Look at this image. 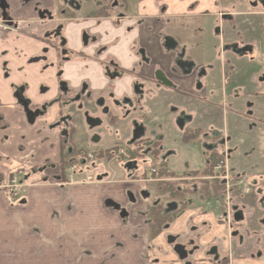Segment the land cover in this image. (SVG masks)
<instances>
[{"label":"rangeland","instance_id":"rangeland-1","mask_svg":"<svg viewBox=\"0 0 264 264\" xmlns=\"http://www.w3.org/2000/svg\"><path fill=\"white\" fill-rule=\"evenodd\" d=\"M1 1H5L0 5L1 31L25 35L29 39L43 38L45 32L41 35L37 34L38 27L33 24L34 22H23L24 26L21 29L19 25L13 23L18 30L9 29L6 23L9 24V18L18 13L21 0ZM72 1L80 5L75 10V22L71 25L76 28L78 34H81V26L86 25L89 27L90 25V23L83 21L84 17L98 8L104 0ZM137 2V0H134L131 11H127V15L130 16L133 23L132 19L140 24V37H138L140 45L144 46L147 52L150 53L154 68L160 67L169 70L172 81L188 95L180 96L174 93L173 90L166 89V92L170 94L168 101L163 98L158 99L160 94H158V90L155 88L157 85H155L153 93L155 99L149 97L146 100L145 97V104L149 108H153L157 105L155 103L157 101L160 103L158 109L153 108L149 113L146 112V109H143L137 116L128 115L126 119L130 122L134 120L143 121L148 135L146 141L153 142L157 139L163 141L164 153L167 154L169 168L177 173L186 169L203 167L207 160V147L212 144L210 139L205 138L201 140L183 139L184 128L179 126L176 119L183 112L189 115L195 113L196 118L193 122L187 123L185 127L196 128L199 124L203 127V133L218 134L221 138H228L227 145L239 153V155H231V170L237 173H247L249 179L252 180L251 184L257 186L258 183L254 179V177H257L255 174L264 171V121L262 119L264 118V79L255 77L257 72L264 71V4L257 0H227V5L223 6L222 9H230L235 14H231L226 18L219 16L217 13L210 16L203 15L202 26L197 28L199 36H196L193 42L186 39L187 36L191 37L193 27H188L190 30L188 32L185 29L187 26L183 20L171 19L169 24L171 35H181L185 39L182 46L189 53H193L192 55L196 60L193 72L180 75L173 72L172 54L165 52L161 47V26L156 25L153 31H146V26L153 24L155 18L142 15ZM62 9L60 7L56 10V14L64 19L68 17V14H62L64 11ZM173 11L174 7L170 6L166 13H172ZM45 14L48 15V13ZM39 19L41 20V17ZM47 23L51 22L48 19L42 22V24ZM37 24L39 23L37 22ZM10 26H12V23ZM134 35L135 33L127 34L125 40L130 41ZM51 36L49 38H52ZM80 40L82 42V36ZM248 40L253 41L255 48L241 59L237 58L235 60L236 64H232V61L229 62V65L237 66V71L230 75L228 83L225 84L223 61H228L226 59L229 55L228 51ZM126 41L122 39L114 45L113 47L117 49H114L113 52L122 55L121 47ZM132 46L135 45L132 44ZM92 67L94 68L95 77L100 73V69L99 66L92 65ZM64 70L62 74L66 77L69 71L66 70V73H64ZM68 76L73 77L71 82L75 88L78 85L83 86L86 82L80 75L79 67H76L75 72ZM98 80L96 77L94 79L92 77V84L99 87L98 84H101L102 81ZM105 83L108 84V82ZM114 85L119 88L121 81L116 82ZM145 88H147L146 85ZM148 91L150 93V89ZM210 93L212 95L211 100ZM205 94L208 95L207 98ZM214 94L216 95L214 96ZM148 95V92H146V96ZM95 98L96 96L93 97V99ZM141 102L144 105V98ZM210 102H213V104ZM88 107L87 102L82 101V99L72 107L76 118L78 138L83 141L82 146L84 148L97 147L101 139L95 141V138H100L102 133L108 129L104 126L94 128L88 124V118L90 117ZM243 111L246 115L243 114ZM120 126H122L121 123ZM118 133L120 134V132L115 131H112L111 135L110 133H104L103 140L105 142L101 144L99 149L119 145L118 141L125 144V141L129 138L122 137V139L117 140L119 138L117 137L115 140ZM128 135L131 136V130H128ZM145 144L147 147L148 144ZM152 164L150 159L140 160L139 168L143 170L145 165L150 167ZM94 169L95 167H90L86 169V173L89 174ZM65 171L66 166L61 162L60 174L57 176L51 177V172L31 176L29 174L23 175L17 171L9 179L0 180V264H108L115 256V249L123 247L122 242L116 238L114 230H101L100 225L96 228V223H86L85 228L78 226L74 229L68 228L67 222L74 221V218L70 215L82 205L74 207L71 200L63 204L58 203L61 199L54 195L53 189L68 186L61 182V179H65ZM96 171H98V168L93 173ZM124 175L129 176L127 171H123L119 175V180L126 179ZM14 177L17 178V181H12ZM77 178L79 184L94 185L98 183L86 182L79 175ZM139 184L140 186H146L145 182ZM178 185L183 186L185 183L178 181ZM67 191L66 189L62 193L66 194ZM154 197L157 199L156 195ZM160 198L164 205L170 200L163 193H160ZM151 201L152 196H150L149 202ZM193 201L196 202L195 197ZM198 201L199 204L195 205L194 208L181 211L176 221L171 225L169 234L172 236H168V242L172 241L174 236L179 235L177 239L175 238L170 243L172 246L185 238V241H190L192 246L193 241L196 240V249H199L198 247L208 246L215 237L221 242L226 235L227 228L222 225L225 223L218 222V220L224 218L222 213L216 209L215 202L211 200L209 201L210 205H208L205 198L200 195H198ZM212 215V218H208ZM135 216H123L121 218L122 223L129 227L130 235L134 236L142 227L132 224ZM139 221H142L139 224H144L143 219ZM202 224L207 228L203 227ZM189 228L190 230H188ZM207 230L209 231L207 232ZM178 231L182 234L176 235ZM105 232L106 236L110 238V242L112 240L106 254L94 253L95 251L92 249L84 247L82 238H86L85 241L88 243L101 242L102 234ZM203 233L205 234L198 240L199 234ZM159 239H161V242L163 241V234L158 236L155 241L159 242ZM182 242L184 241L182 240ZM68 246L71 248L69 255L67 254ZM164 246L167 245L163 243V246L160 244L156 247L154 241L149 243L146 241L142 253L145 264H174L173 260L168 259L169 257L165 254ZM85 257L92 259L85 260ZM190 257L194 258L193 255ZM174 258L179 259V256L176 255ZM191 263L200 264L198 259H193Z\"/></svg>","mask_w":264,"mask_h":264},{"label":"flooded vegetation","instance_id":"flooded-vegetation-1","mask_svg":"<svg viewBox=\"0 0 264 264\" xmlns=\"http://www.w3.org/2000/svg\"><path fill=\"white\" fill-rule=\"evenodd\" d=\"M257 1L264 4V0ZM3 2L5 1L0 0V5ZM79 5V3L72 0H58L57 8L54 10L40 4L35 6L38 19L41 17V20H38L41 22L40 24L45 19L54 22L59 17L56 14V10L60 7L64 9L62 14H68V17L64 19L59 17L60 21L56 25L51 22L53 25L45 29L43 38L37 39L47 45V51L50 47L57 51L56 60H50L48 51L47 54L36 56L31 61L42 62L46 67H55L58 63L60 69L57 77L61 82L62 93L57 101L67 103L69 111L72 112L73 105L82 99L89 105L90 117L88 118V124L94 128L102 126L108 128L103 133L101 132L102 136L100 138H95V141L101 139L98 146L91 148L77 147L70 140V134H68V140L65 145L66 153L62 160L63 165L66 166L65 176L66 172H68L69 181L72 183L78 182L75 180L78 175L82 176L86 182H117L120 179L119 175L123 171H127L129 176L126 177L125 173L124 177L126 180L138 181V183L145 182L146 186H141L144 194L148 192L151 196L152 194L157 196V199L153 197L154 200L147 207L148 243L153 242V240L163 234L162 242L167 245L164 246L167 249L164 248L163 250L169 257L168 259L173 260L174 264H192L193 259H198L200 264H264V171L255 174L257 177H254V179L258 183L257 186L251 184L252 180L249 179L247 173L232 171L230 168L231 155H239V153L227 145L228 138H221L218 134L203 133V127L199 124L196 128L185 127L187 123L193 122L196 118L195 113L189 115L186 112L180 114L176 119L179 126L184 128L183 139L201 140L205 138L210 139L212 144L207 147V160L203 167L186 169L177 173L172 171L169 168L167 154L164 153L163 141L160 139L153 142L146 141L148 135L146 134V125H144L143 121L134 120L130 122L126 117L128 115L135 117L143 109H146L147 113L153 108L158 109L160 103L157 101L155 102L157 105L153 108H149L145 104V97L146 100L149 97L155 99L153 94L155 85H157L155 88L160 94L158 99L163 98L166 101L170 98V94L166 92V89L173 90L174 93L180 96H187L188 93L181 90L172 81L169 70L160 67L154 68L150 53L147 52L144 46L143 48L140 45L138 40V37H140V24H137V21L132 19L133 23L130 16L127 15V11H131L133 2L130 4L129 0H104L98 8L92 10L84 17L83 21L90 23V25L89 27L82 25L81 34H78L76 28L71 25V23L75 22V10L79 8ZM160 9L163 13L162 17L158 16V18H155L153 24L146 26V31H153L156 25H160L161 47L165 52L172 54L173 72L180 75L190 74L195 70L196 60L194 55L186 51L187 49L182 46L185 39L181 35H171L169 25L171 20L166 18L164 13L166 7ZM45 13H48V15ZM230 15L224 14L222 17L226 18ZM9 19V24L5 22L9 29L18 30L13 23L19 25L20 29L24 26L23 22L25 20L23 19L19 20L14 15ZM11 23L12 26H10ZM194 23L193 19H189L188 23H185L187 28L193 27L191 29V37H186L189 42H193L194 38L196 39L194 35L199 36L198 31L194 34ZM186 30H189V28ZM133 33H135L133 38L130 41H126L125 36ZM50 36L52 38H49ZM81 36L82 42L80 40ZM122 39L126 41L121 47L123 54H116L113 51L117 48L113 46ZM132 44L135 46L133 47ZM233 49L243 54V56L253 51L251 44L238 45ZM66 64L79 67L82 77L86 80L83 86L78 85L75 88L66 85L68 83L66 80L67 76L65 77L62 74ZM92 65L99 66L100 69V73L95 76L99 79L98 81H102L101 84H98L99 87L92 84V77L93 79L95 78ZM228 68L230 70V66ZM201 73L205 74L202 71ZM232 73L230 71L226 81H228ZM259 77L264 79V71L259 74ZM118 81H121L119 88L114 85ZM105 82H108V84ZM145 85L147 88H145ZM25 87H19L17 94L29 116L32 118L36 114H42L47 108L48 102L34 105L33 101L25 96L27 95V88L25 89ZM148 89H150L151 94ZM146 92L150 96H146ZM94 96H96L95 99H93ZM143 98L144 105L141 102ZM243 112L246 115L245 111ZM170 115L172 116L171 112ZM262 119L264 121V118ZM63 120L67 126H70L71 121L75 122L73 114ZM120 123L122 126H120ZM74 126L76 134H78L76 122ZM128 130H131L130 137ZM112 131L120 132V134L118 133L115 136V140L117 137H119L117 140L122 139V137L129 139L125 141V144H121V141H118L119 145L99 149L101 144L105 142L103 140L104 133H110L111 135ZM145 143L148 144L147 147ZM82 144L83 142H81ZM146 159H150L153 164L150 167L145 165L143 170H141L139 161H146ZM90 167L98 168V171L93 173L95 169L93 171L89 170L90 172L87 174L86 169ZM162 171L164 172L161 173ZM12 181H17V178L14 177ZM66 181L69 182L68 180ZM178 181L184 182L185 185H178ZM169 183L175 185L180 192V196L171 197L170 191L166 189V184ZM163 187L165 190H163ZM207 191H209L208 194ZM133 192L131 190L128 195L130 202L134 203L137 198L135 192ZM160 193L170 198L166 205L163 204ZM198 195L205 198L208 205H210L209 201L211 200L215 202L216 209L223 215L224 219L218 220V222L221 224L222 222L225 223L222 225L227 228L226 235L221 242L215 237L208 246L198 247L199 249H196V240L193 241L194 244L192 246L190 241H185V238L172 246L170 243L175 238L177 239L179 235L174 236L172 241L168 242V236H172L169 234L171 225L176 221L181 211L187 208H194L195 205L199 204ZM194 197L196 202L193 201ZM109 202H112V204H109ZM107 203L115 208L119 206L111 199ZM157 204L165 208L167 212L176 208L179 211L171 223L166 225L157 236L151 237L148 212L150 206ZM122 214L124 217L132 215L128 212V209H123ZM202 226L207 228L203 224ZM205 233L199 234L198 240ZM177 234L181 235L182 233L178 231ZM135 235L140 236L138 231ZM188 235L190 236V233ZM163 243L161 244L162 246ZM176 255L179 256V259L174 258ZM191 255L194 258H191Z\"/></svg>","mask_w":264,"mask_h":264},{"label":"crops","instance_id":"crops-1","mask_svg":"<svg viewBox=\"0 0 264 264\" xmlns=\"http://www.w3.org/2000/svg\"><path fill=\"white\" fill-rule=\"evenodd\" d=\"M129 1L130 4L132 2L134 4V0ZM137 1L142 15L153 18L162 17L163 13L160 8L166 7L167 11L170 6H173L174 11L172 13L164 12L165 17L170 18V20L180 19L185 23H188L189 19H193L195 32H197L198 27L202 26L203 15L210 16L217 13L222 17L224 14H235L230 9H222L223 6L227 5V0ZM19 4L21 7L18 13L14 14V17L19 20L23 19L28 23L34 22L33 24L38 27L37 34L41 35L46 31V28L53 24L56 25L60 21L58 17L54 22L51 21L53 24H40L35 9V6L40 4L54 10L57 8L58 0H21ZM243 44H251L253 49L255 48L251 40L239 46ZM46 47L44 42L37 39H29L25 35L0 30V180L9 179L17 171L23 175L29 174L31 176L44 175L50 172L51 177L60 174L59 170L65 157L68 134H70V140L74 145L84 148L81 145L83 141L76 134L75 122L71 121L70 126H67L63 120L65 117L72 116L74 111H69L67 103L57 101L62 93L61 82L57 77L60 69L59 64L57 63L55 67H46L42 62L31 61L36 56L47 54L48 51L50 60H56L57 51L51 47L47 51ZM228 53V58H226L228 61H223L225 84L228 83L226 79L230 71L234 73L237 71V66L229 65V62L232 61V64H236L235 60L243 57V54L235 49L229 50ZM65 67L69 71L66 85L75 87L71 82L73 77L68 75L75 72L76 66L66 64ZM81 74L82 72H80ZM259 74L261 71L257 72L255 77L259 78ZM19 87L27 88V95L25 96L33 101L34 105L48 102L47 108L42 114H36L32 118L29 116L28 111L19 100L17 94ZM207 97L208 95H206ZM211 98L210 93V100ZM68 175V172H66V176L64 173L65 179H61V182L68 186L53 189L54 195L61 199L59 204L71 200L74 207L82 205L70 215L74 221L67 222L68 228L74 229L77 226L85 228L86 223H96V228L100 225L101 230H114L116 238L122 242L123 247L115 249V256L108 264H145L142 253L145 242L148 243L149 240L146 213L147 207L151 204L149 202L151 195L148 192L144 194L138 181L121 179L113 183L104 181L94 185H85L79 184V182H70ZM77 179L75 177V180ZM66 189L68 193L63 194L62 192ZM131 190L135 192L137 202H130L128 192L130 194ZM153 197L154 194L152 200H154ZM109 199L115 201L119 206L115 208L109 205L107 203ZM123 209H128V212L134 216L136 214L132 224L142 226L138 230L140 236L130 235L129 227L122 223ZM212 217L213 215L208 218ZM141 219L144 220V224H139L142 222L139 221ZM102 236L101 242H90L93 244L86 242V238H82L84 247L92 249L95 251L94 253L106 254L112 240L110 242L106 232ZM153 241L156 243V247L162 244L161 239L159 242ZM70 253L71 248L68 246L67 254ZM84 259L90 260L92 258L85 257Z\"/></svg>","mask_w":264,"mask_h":264},{"label":"trees","instance_id":"trees-1","mask_svg":"<svg viewBox=\"0 0 264 264\" xmlns=\"http://www.w3.org/2000/svg\"><path fill=\"white\" fill-rule=\"evenodd\" d=\"M162 171L161 173H163ZM167 186V187H166ZM167 191H170L171 197H178L180 196V192L176 189L174 184H166ZM163 190L164 187H163ZM209 191H207V194ZM179 209L176 208L174 210H171L167 212L165 208H163L161 205H153L150 206L148 216H149V230H150V236L154 237L157 236L163 228L171 223L177 216Z\"/></svg>","mask_w":264,"mask_h":264},{"label":"water","instance_id":"water-1","mask_svg":"<svg viewBox=\"0 0 264 264\" xmlns=\"http://www.w3.org/2000/svg\"><path fill=\"white\" fill-rule=\"evenodd\" d=\"M109 204H112V202H109Z\"/></svg>","mask_w":264,"mask_h":264}]
</instances>
